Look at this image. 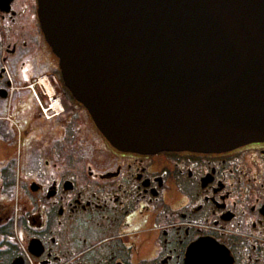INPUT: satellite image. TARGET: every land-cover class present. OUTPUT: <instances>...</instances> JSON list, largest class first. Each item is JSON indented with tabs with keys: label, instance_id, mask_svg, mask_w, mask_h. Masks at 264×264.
<instances>
[{
	"label": "flooded vegetation",
	"instance_id": "obj_1",
	"mask_svg": "<svg viewBox=\"0 0 264 264\" xmlns=\"http://www.w3.org/2000/svg\"><path fill=\"white\" fill-rule=\"evenodd\" d=\"M0 264H264V139L116 149L64 85L37 0H0Z\"/></svg>",
	"mask_w": 264,
	"mask_h": 264
},
{
	"label": "water",
	"instance_id": "obj_2",
	"mask_svg": "<svg viewBox=\"0 0 264 264\" xmlns=\"http://www.w3.org/2000/svg\"><path fill=\"white\" fill-rule=\"evenodd\" d=\"M64 85L118 150L264 139V0H37Z\"/></svg>",
	"mask_w": 264,
	"mask_h": 264
}]
</instances>
